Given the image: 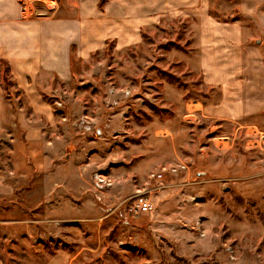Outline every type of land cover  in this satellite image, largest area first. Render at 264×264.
<instances>
[{"label": "rangeland", "instance_id": "rangeland-1", "mask_svg": "<svg viewBox=\"0 0 264 264\" xmlns=\"http://www.w3.org/2000/svg\"><path fill=\"white\" fill-rule=\"evenodd\" d=\"M17 3L77 37L42 105L0 58L1 264H264V0Z\"/></svg>", "mask_w": 264, "mask_h": 264}, {"label": "crops", "instance_id": "crops-1", "mask_svg": "<svg viewBox=\"0 0 264 264\" xmlns=\"http://www.w3.org/2000/svg\"><path fill=\"white\" fill-rule=\"evenodd\" d=\"M102 17L97 18L99 23L105 20ZM76 22L69 15L49 19H22L17 0H0V58L8 62L16 85L25 92L29 91L32 98H40L36 104L42 105L43 101L40 94L34 92L37 89L35 78L54 71H67L69 45L77 37ZM220 36L218 32L215 38ZM2 117L3 107L0 103V127L4 124ZM28 130L29 126L26 131H22L24 138L28 142L31 140L32 144L36 143L37 136L30 138V135L36 134ZM57 262L59 260L53 259L47 264Z\"/></svg>", "mask_w": 264, "mask_h": 264}, {"label": "built area", "instance_id": "built-area-1", "mask_svg": "<svg viewBox=\"0 0 264 264\" xmlns=\"http://www.w3.org/2000/svg\"><path fill=\"white\" fill-rule=\"evenodd\" d=\"M106 177L101 174L95 175V184L103 187L106 184ZM155 208V203L146 195L138 194L134 201L127 207V216L137 218L140 214L151 213Z\"/></svg>", "mask_w": 264, "mask_h": 264}, {"label": "water", "instance_id": "water-1", "mask_svg": "<svg viewBox=\"0 0 264 264\" xmlns=\"http://www.w3.org/2000/svg\"><path fill=\"white\" fill-rule=\"evenodd\" d=\"M97 133H100V131H99V130H97Z\"/></svg>", "mask_w": 264, "mask_h": 264}]
</instances>
